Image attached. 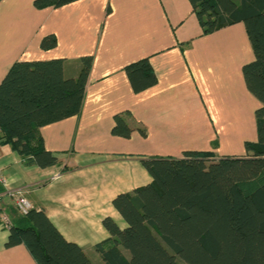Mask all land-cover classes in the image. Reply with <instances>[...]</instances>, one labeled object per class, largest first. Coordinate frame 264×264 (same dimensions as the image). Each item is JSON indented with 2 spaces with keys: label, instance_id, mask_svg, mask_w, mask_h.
<instances>
[{
  "label": "crops",
  "instance_id": "obj_1",
  "mask_svg": "<svg viewBox=\"0 0 264 264\" xmlns=\"http://www.w3.org/2000/svg\"><path fill=\"white\" fill-rule=\"evenodd\" d=\"M34 1L0 0V82L19 61L63 59L67 77L83 56L92 65L80 113L39 129L57 166L40 169L0 141L7 184L0 186V264H36L23 245L5 247L1 218L13 219L14 193L102 264L95 246L110 237L102 221L126 227L113 199L152 181L142 160L181 159L186 151H211L217 160L226 156L217 154L222 143L232 150L256 141L259 102L242 76L252 48L242 23L202 35L188 0H79L42 9ZM48 35L56 46L41 50ZM143 58L157 82L136 94L124 67ZM115 115L132 129L129 138L111 134Z\"/></svg>",
  "mask_w": 264,
  "mask_h": 264
},
{
  "label": "trees",
  "instance_id": "obj_2",
  "mask_svg": "<svg viewBox=\"0 0 264 264\" xmlns=\"http://www.w3.org/2000/svg\"><path fill=\"white\" fill-rule=\"evenodd\" d=\"M79 0H35L34 7L58 8ZM202 35L242 23L253 60L242 67L247 91L259 102L254 112L256 141L244 155L212 159L211 151H186L183 158L152 157L142 165L152 181L112 201L126 227L102 221L109 238L95 246L102 264H264V0H188ZM53 35L40 49L55 48ZM92 65L79 60L67 77L63 59L19 61L0 82V141L29 164H59L39 129L77 116ZM133 93L157 82L148 58L124 67ZM111 134L129 138L120 115ZM145 136L144 130H138ZM6 248L23 245L36 264H93L76 244L62 238L44 211L25 215L11 209Z\"/></svg>",
  "mask_w": 264,
  "mask_h": 264
},
{
  "label": "built area",
  "instance_id": "obj_3",
  "mask_svg": "<svg viewBox=\"0 0 264 264\" xmlns=\"http://www.w3.org/2000/svg\"><path fill=\"white\" fill-rule=\"evenodd\" d=\"M0 186L3 188L7 187L6 181L1 177L0 175ZM10 197L13 198L14 207L16 208L17 212L21 215H25L29 209H31V205L29 202L19 195L18 193L10 194ZM2 222L8 227L9 226V220L2 216Z\"/></svg>",
  "mask_w": 264,
  "mask_h": 264
},
{
  "label": "rangeland",
  "instance_id": "obj_4",
  "mask_svg": "<svg viewBox=\"0 0 264 264\" xmlns=\"http://www.w3.org/2000/svg\"><path fill=\"white\" fill-rule=\"evenodd\" d=\"M231 148H232V150L229 149V145H225L222 143V146H221L220 150L217 151V154L219 156H224V155L228 156L229 154H231L232 156H238L240 154H244V148L243 147L242 148L240 147L239 149H236L234 147H231Z\"/></svg>",
  "mask_w": 264,
  "mask_h": 264
}]
</instances>
